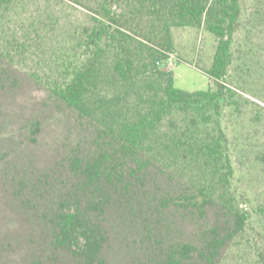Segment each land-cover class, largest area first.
Returning a JSON list of instances; mask_svg holds the SVG:
<instances>
[{
    "label": "trees",
    "instance_id": "obj_1",
    "mask_svg": "<svg viewBox=\"0 0 264 264\" xmlns=\"http://www.w3.org/2000/svg\"><path fill=\"white\" fill-rule=\"evenodd\" d=\"M241 1L45 0L47 19L31 17L21 37L7 40V49L0 45V58L13 60L27 46L31 31L58 24L53 18L57 3L60 10L77 6L86 16L61 41L59 51L53 49L52 75L46 79L37 73L25 77L12 65H0V91L15 94L32 82L42 83L48 91L46 108L57 107L95 127L94 147L68 157L72 185L88 200L67 207L59 201L51 211L47 237L53 251H68L86 264H106L100 254L105 251V209L110 200L143 186L155 169L194 164L203 170V179L155 198L157 209L174 207L203 217L218 204L222 219L217 217L196 243L171 244L156 264H224L237 247L254 252L247 264H264V207L244 208L242 203L248 201L243 193L238 195L241 203L233 201V145L225 124L229 111L240 109L241 99L254 102L229 74ZM26 2L0 0V32L10 29ZM202 23L217 38L207 70L212 86L182 90L174 86L173 73L159 64L172 48L173 26ZM108 82L114 93L104 94L96 104L94 92ZM42 113L38 110L31 119L30 136L40 131Z\"/></svg>",
    "mask_w": 264,
    "mask_h": 264
},
{
    "label": "rangeland",
    "instance_id": "obj_2",
    "mask_svg": "<svg viewBox=\"0 0 264 264\" xmlns=\"http://www.w3.org/2000/svg\"><path fill=\"white\" fill-rule=\"evenodd\" d=\"M57 6L53 18L58 24L39 33L31 31L22 52L13 60L1 57V66L12 65L25 77L30 73L43 79L52 75L53 49L59 51L61 41L86 19L77 6L65 10L59 9L60 3ZM46 9L45 0H27L14 15L10 29L0 32L1 47L7 49V40L21 37L22 28L31 17L47 19ZM171 37L172 48L159 65L173 73L174 86L187 91L212 86L207 70L213 62L215 35L202 23L173 26ZM233 59L230 77L254 101L246 103L241 99L240 109L229 111L225 119L227 136L233 145V201L241 203L243 198L238 195L243 193L248 201L242 203L244 208L264 207V0L241 1ZM114 91L110 82L105 83L94 92L92 101L97 104L104 94ZM47 96L44 84L34 82L15 94L0 91V264H86L68 251L52 250L47 221L59 201L66 207L77 201L80 206L87 202L88 196L72 185L68 157L94 147L95 127L87 119L79 122L57 107L46 108ZM40 109L41 129L30 136L29 123ZM203 174L194 164L182 169H155L143 186L114 196L105 209L107 240L105 251L100 254L105 263L156 264L164 260L171 244L198 242L217 217L222 219L223 210L218 204L199 217L174 207L159 211L153 200L168 192H180L191 180L203 179ZM253 253L237 247L229 251L224 264H247Z\"/></svg>",
    "mask_w": 264,
    "mask_h": 264
}]
</instances>
